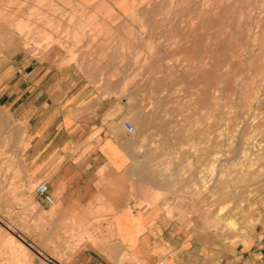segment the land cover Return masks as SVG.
Masks as SVG:
<instances>
[{
  "label": "crops",
  "instance_id": "0c3cea01",
  "mask_svg": "<svg viewBox=\"0 0 264 264\" xmlns=\"http://www.w3.org/2000/svg\"><path fill=\"white\" fill-rule=\"evenodd\" d=\"M57 1L130 16L147 0H0V264H264V206L227 234L174 200L147 205L149 187H189L195 175L189 137L162 131L147 87L135 135L124 127L129 102L95 87L94 71L48 67L24 50L19 26L34 31L35 15L100 14ZM40 181L53 206L34 195Z\"/></svg>",
  "mask_w": 264,
  "mask_h": 264
},
{
  "label": "rangeland",
  "instance_id": "374dc122",
  "mask_svg": "<svg viewBox=\"0 0 264 264\" xmlns=\"http://www.w3.org/2000/svg\"><path fill=\"white\" fill-rule=\"evenodd\" d=\"M59 6L99 5H50ZM99 7V15H35L34 31L19 26L24 50L48 67L94 71L95 87L129 102L135 135L147 87L149 112L168 134L189 137L195 172L189 187H149L147 205L174 200L179 213L209 214L212 231L237 233L251 205L264 206V0H147L130 16ZM243 143L250 153L239 152Z\"/></svg>",
  "mask_w": 264,
  "mask_h": 264
},
{
  "label": "built area",
  "instance_id": "2783aa9c",
  "mask_svg": "<svg viewBox=\"0 0 264 264\" xmlns=\"http://www.w3.org/2000/svg\"><path fill=\"white\" fill-rule=\"evenodd\" d=\"M124 127L127 132L132 133L133 132V127L130 124H124ZM33 193L34 195L44 201L45 204L48 206H53L54 201L51 197V194L49 192L48 184L45 181H40L33 187ZM158 264H166L164 262H159Z\"/></svg>",
  "mask_w": 264,
  "mask_h": 264
},
{
  "label": "bare ground",
  "instance_id": "6f19581e",
  "mask_svg": "<svg viewBox=\"0 0 264 264\" xmlns=\"http://www.w3.org/2000/svg\"><path fill=\"white\" fill-rule=\"evenodd\" d=\"M186 1H187V0H186ZM208 1H209V0H208ZM181 6H182V5H181ZM208 6H209V5H208ZM192 9H193V8H192ZM192 9H191V10H192ZM186 11H187V10H186ZM178 12H179V11H178ZM190 13H191V12H190ZM189 15H190V14H189ZM191 15H192V14H191ZM190 18H191V17H190ZM246 18H247V17H246ZM187 20H188V19H187ZM162 21H163V20H162ZM163 22H164V21H163ZM163 22H162V24H164ZM182 22H183V21H182ZM246 22H247V21H246ZM243 25H245V24H243ZM243 25H242V26H243ZM205 26H206V25H205ZM201 27H202V26H201ZM200 29H201V28H200ZM200 33H201V32H200ZM175 36H176V35H175ZM255 61H256V60H255ZM257 62H258V61H257ZM259 64H260V63H259ZM261 65H262V64H261ZM260 67H261V66H260ZM261 69H262V68H261ZM231 78H232V76H231ZM237 78H238V77H237ZM226 79H227V78H226ZM229 79H230V78H229ZM232 79H234V78H232ZM231 81H232V80H231ZM231 81H229V82L226 81V82L229 83V84H226V85H227V88H230V87H228V85L232 87V85H233L232 83L235 82V80H234V81L231 83V85H230V82H231ZM233 86H234V85H233ZM233 88H234V87H233ZM233 88H232V89H233ZM232 89H231V90H232ZM229 90H230V89H229ZM230 92H232V91H230ZM227 98H228V97H227ZM245 106H246L247 108H249L250 104H245ZM231 107H232V106H231ZM162 113H163V112H162ZM163 121H164V120H163ZM235 127H236V126H235ZM162 131H163V132H167V131H165L164 128H163ZM239 141H240V140H239ZM247 145H248L247 143H246V146H245V144L243 143V144L240 145L239 148L237 147V148L239 149V152H247V153L249 152V153H250L251 150H250L249 147H247ZM249 145H250V144H249ZM236 150H237V149H236ZM233 158H234V157H233ZM246 159H247V158H246ZM243 173H244V172H243ZM222 183H223V179H220V180L218 181L217 186L219 187Z\"/></svg>",
  "mask_w": 264,
  "mask_h": 264
}]
</instances>
